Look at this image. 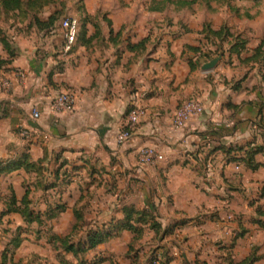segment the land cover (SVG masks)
<instances>
[{"label":"crops","instance_id":"obj_1","mask_svg":"<svg viewBox=\"0 0 264 264\" xmlns=\"http://www.w3.org/2000/svg\"><path fill=\"white\" fill-rule=\"evenodd\" d=\"M145 11L134 21L111 16L90 26L85 23L68 52L60 30L42 33L44 40L37 48L11 37L15 56L8 57L0 45V177L23 168L14 163L25 153L29 162L42 161L61 176L56 218L66 216L71 224L74 208L87 198L118 207H92L90 218L84 214L91 221L85 231L121 220L123 207L147 209L159 225L158 238L167 232L158 245L172 247V252L180 247L181 261H208L203 254L209 244L221 248L235 243L244 250L247 245L235 261L253 255V264H264V248L256 242L264 231L257 225L263 220L257 210H264V183L256 188L262 205L251 201L255 210L240 215L248 224L242 232L235 230L232 238L218 227L203 231L212 224V202L227 193L235 197L243 186L259 185L258 170L229 157L233 152L245 155L264 138V88L258 85L259 70L252 57L259 43L248 38L241 54L226 51L232 46L224 44L216 66L204 70L202 66L214 58L206 51L210 40L204 30L163 31L162 21L146 19L147 11L156 14L163 8ZM65 92L75 94L72 111L54 108L55 99ZM190 98L201 102L202 112L185 126H174L173 113ZM133 104L143 106L146 116L132 138L119 145L117 132ZM22 127L31 129L32 136L22 138ZM144 149L161 158L141 163L138 155ZM24 191L13 194L16 205ZM5 210V216L23 218ZM143 228L136 240L133 232L122 230L108 241H121L125 251L142 241L148 247L147 238L156 233L148 225ZM108 259L102 264H109ZM171 260L179 261L176 255Z\"/></svg>","mask_w":264,"mask_h":264},{"label":"rangeland","instance_id":"obj_2","mask_svg":"<svg viewBox=\"0 0 264 264\" xmlns=\"http://www.w3.org/2000/svg\"><path fill=\"white\" fill-rule=\"evenodd\" d=\"M179 1H186L187 3H179ZM18 2L15 9L6 10L2 0H0V45L4 48L3 42L9 44L12 55L10 51L8 53V48H4L8 57L15 56L16 51L14 42L11 43V37L17 36L20 43L33 45L35 48L42 45L45 36L42 33L60 30L64 37L61 21L66 17L78 19L79 25L83 29L87 22L90 26L95 20L108 19L111 16L134 21L145 16V10L159 6L163 8V11L156 14L147 11V21L159 19L162 21V26L159 27L161 30L174 31L175 33L183 32L187 27L191 28L192 31L204 30L210 40L206 51L213 57H217L224 50L222 48L224 44L231 46L235 44L238 40L236 37L239 40H245L246 44L248 38L252 39L253 44L258 41L259 53L254 56L253 61L257 63L259 70L258 81H256L260 85L259 87L264 88V0H18ZM52 14H55L57 18L53 25L47 29H40L32 21L34 18L46 20ZM221 22L224 25L220 27H225V30H228L230 33L228 36L225 35V31L214 34L213 31L219 30L220 27L218 28V26ZM212 26H217V28ZM94 28L96 29V27ZM155 29L158 31V26H155ZM244 48L239 49V54L242 53L241 50L244 51ZM226 51L234 52V49H227ZM18 73L20 74V71H17ZM190 99L199 102L203 108L198 99ZM190 99L185 100L175 112ZM262 127L264 128V124ZM19 129V135L27 139L20 134ZM254 148L259 149V151L252 155V162L247 165L259 164L256 169H253V171L258 170L257 182L259 185L253 186L255 189L250 186H243L244 190H241L240 194L235 197L227 193L228 196L222 197L223 200L212 202L208 212L210 216L214 215L210 221L212 224L210 225L208 222L203 231L218 227L226 237L233 238L232 233L235 230L242 232L248 225L240 221V215L248 209L255 210L253 207L255 203L251 204V201L256 200L257 205H260V200H262L257 198L260 192L256 188L261 189V182L264 183V138ZM245 156L247 155L233 152L230 153L229 157L240 161ZM237 163L240 164V162ZM34 164L28 169L23 166L21 169L11 170L2 176L3 178L0 177V264H94L95 262H97L95 264H102L104 260L108 259L106 256L110 258L108 259L109 264H235L239 262L235 261L236 257H240L246 252V244L245 250L242 245L235 247L236 244L230 242V246L221 248L209 244L203 254L208 261H181L182 249L176 247L175 251L172 252V247L159 246L158 241L162 239L158 238L157 234L154 235L155 237L147 238L145 243L151 241L148 247H145L144 241H142L125 251L121 241L109 242L110 239L119 237L116 233L117 226H113L109 235H104V240L94 246H87L90 230L85 231L83 227L86 222H88L87 225L90 224L89 226H91V221L90 219L85 220L84 214L88 213V218H90L91 213H93L92 207L98 208V205L105 207L109 204L110 211V209H116L118 204L101 200L94 203L90 201V198L80 201L76 209L83 213V220L78 219L79 228L72 230V226L76 222L75 216L72 220L74 222L71 224L66 216L56 218L61 203L58 198V192L62 191L61 176H57L56 169L43 166L42 161L34 162ZM24 190H28L27 199L30 201L27 207L40 214L37 221L27 223L24 218L5 216V208L12 195L15 191L22 193ZM228 191L235 192L238 190L231 189ZM46 199L50 202L46 203ZM262 204L264 205V200ZM44 207L46 210L41 214V209ZM263 211L260 207L257 210L259 212L257 215L263 219L261 223H257L262 228L258 230H264ZM117 212L114 210V214L117 215ZM121 212L123 214V211ZM52 214L55 215L49 217ZM116 221L118 220L116 219ZM116 221L114 220V223ZM107 228L108 226L105 225L99 227V229ZM64 241L66 245L74 244L76 250H65ZM230 241L233 240L230 239ZM256 242L264 248V231L259 235ZM174 255L179 261L171 260ZM153 256L156 257V261L151 259ZM217 256L219 258H216ZM1 259L4 262L1 263Z\"/></svg>","mask_w":264,"mask_h":264},{"label":"trees","instance_id":"obj_3","mask_svg":"<svg viewBox=\"0 0 264 264\" xmlns=\"http://www.w3.org/2000/svg\"><path fill=\"white\" fill-rule=\"evenodd\" d=\"M18 0H2V4L4 5L3 7L6 10H13L18 6ZM179 3H187L186 1H179ZM152 8H156L159 9L161 7L159 6H154ZM56 16L55 14L50 15L46 20H40L38 18H34V23L36 25H38V27H40V29H47L50 26L53 25V23L56 20ZM81 31V27L79 26V32ZM221 31H225V35H229L230 33H228V30H225V27H220L219 30L217 31H213L214 34H220ZM83 32V29L82 31ZM236 42L235 44L232 45L231 49H234L235 52H238L239 49L244 48V45L246 44L245 40H239V38L236 37ZM4 44V48H8L7 51L9 53L12 52L11 49H9V44L7 42H3ZM259 53V46H257L254 49V53L252 55V57L254 58V56H256ZM12 55V53H11ZM1 63V61H0ZM129 111V110H128ZM127 111V113H128ZM259 151V149L257 148H251L245 151V156L244 159H240L241 162H243L248 168L250 169H256L259 164H255V165H247L250 164L252 162V155L257 153ZM251 160V161H250ZM15 166L18 165H23L24 167H26L27 169L29 167H32L34 164L29 162L27 159V156L25 153H23L22 157H20V162H15L14 163ZM27 194H28V190L25 191L24 195L22 196L21 200L19 201V203L16 205V199L14 197V195H12V197L10 198V200L7 203L6 208L8 210H12L15 212H18L23 218L24 220L29 223L32 221H37L40 218V214L39 213H35L33 210L29 209L27 207L28 203L30 202L27 199ZM21 205H24V207H21ZM7 210V211H8ZM123 218L121 220L116 221V223H111L107 229H98V230H90L88 232V241H87V246H94L97 243H99L100 241L104 240V235H109L113 228V226H117V233L122 231V230H129L131 232L134 233V239H138L143 232V227L145 225L150 226V228H152L154 230V232L158 235V230H159V225L157 223V221L155 220V216L153 215V213L150 210L147 209H135L133 207H123ZM55 214L49 215V217H53ZM74 216L76 219L75 224L72 226V230H76V228L78 227L77 225V220L78 219H82V213L80 211H78L76 209V207L74 208ZM83 220V219H82ZM79 228V227H78ZM167 232H164L161 238H163L165 236ZM167 235V234H166ZM89 244V245H88ZM63 245L65 246L64 249L67 251H75V246L74 244H70V245H66L65 241L63 242ZM130 248H132V246L130 245ZM161 248V247H160ZM80 249V248H78ZM82 249V248H81ZM152 260L156 261V257L153 256L151 257ZM255 260V257L253 255L248 256L246 259H244L243 261H239L238 263L235 264H253ZM97 263V262H95ZM94 263V264H95Z\"/></svg>","mask_w":264,"mask_h":264},{"label":"built area","instance_id":"obj_4","mask_svg":"<svg viewBox=\"0 0 264 264\" xmlns=\"http://www.w3.org/2000/svg\"><path fill=\"white\" fill-rule=\"evenodd\" d=\"M79 21L76 18H64L61 21V27L64 31V51L68 52L75 44L79 32ZM19 74V73H18ZM20 75V74H19ZM75 104V94L72 92H65L59 95L54 101V108L61 111H72ZM202 112V108L199 102L194 100H188L185 104L174 113L172 121L174 126L183 127L188 120L197 114ZM34 118L39 116L38 111L32 113ZM146 116V109L139 105L133 104L127 115L124 124L119 129L116 135L117 144L121 145L129 141L132 136L135 127L139 124L141 119ZM19 132L22 136L29 138L32 136V130L28 128H20ZM160 155H156L152 149H144L138 155V159L141 163L150 164L156 159H160Z\"/></svg>","mask_w":264,"mask_h":264},{"label":"water","instance_id":"obj_5","mask_svg":"<svg viewBox=\"0 0 264 264\" xmlns=\"http://www.w3.org/2000/svg\"><path fill=\"white\" fill-rule=\"evenodd\" d=\"M220 58H221V53L217 57H214V58L210 59L208 62H206L202 66V68L204 70H211V69H213L216 66V64L218 63V61H219Z\"/></svg>","mask_w":264,"mask_h":264}]
</instances>
